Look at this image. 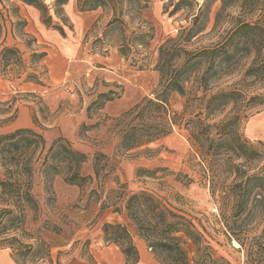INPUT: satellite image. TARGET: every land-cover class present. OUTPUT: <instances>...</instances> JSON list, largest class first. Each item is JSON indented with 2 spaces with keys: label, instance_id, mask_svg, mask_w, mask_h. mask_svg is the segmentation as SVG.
<instances>
[{
  "label": "rangeland",
  "instance_id": "1",
  "mask_svg": "<svg viewBox=\"0 0 264 264\" xmlns=\"http://www.w3.org/2000/svg\"><path fill=\"white\" fill-rule=\"evenodd\" d=\"M45 1L49 5L47 15L52 16V23L46 24L43 12L39 10V24L34 26L20 14L17 0L0 1V38L5 26L11 27L19 38L16 46L23 57V63L11 64L12 73L5 75L1 71L0 52V127L13 122L19 114V106L27 105L33 121L27 128L43 134L46 149L55 139L62 137L73 149L86 154L87 159L80 169L83 175H94L93 161L97 153H104L108 159L101 161L100 168L103 169L98 183L83 187L68 183L64 172L55 174L51 170L49 174L53 172L55 175L46 176L38 150L32 186L37 207L28 211L25 225L26 231L32 235L19 236L25 243L38 246L40 254L19 255L17 263L10 246L2 245L0 250L7 249L15 264H128V261L118 259L121 248L107 243L103 231L105 221H124L121 215L111 212L112 208L101 209L103 199L119 181L126 182L132 191L152 190L189 216L202 218L203 223L210 225L211 235L207 238L216 255L227 263L264 264V207L251 209L250 202L243 221L246 245L234 246L233 241L218 230L221 225L215 216L217 205L203 175L201 158L183 124L175 125L170 134L150 143L148 147L152 151L144 150L147 145L131 150L119 147L124 129L141 122L135 113L122 115L145 97L155 98L161 88V73L156 69L160 45L169 37H178L183 28L190 25V16L198 11L199 6L196 3L186 5L173 13L178 0H148V7L126 17L128 24L121 29L109 26L112 18L109 10H83L80 0H74L75 15L70 17L65 6H62L61 14H57L55 11L59 6L55 5V0ZM220 6L221 1L214 3L208 28L191 40L187 46L189 49L199 50L219 41L241 13L240 8L227 9L222 24L213 30ZM55 25L64 27L65 43L78 44L76 59L73 58L72 62L67 59L66 63L59 65L57 61L55 73L61 77L57 82L52 79L54 71L51 73L46 63L47 56L39 61L38 57L31 55L33 51L51 52L52 46L40 35L45 28L60 32ZM141 25L147 31L154 27V37L145 38L149 41L147 46L136 45V39L133 40L132 31ZM33 28L40 34L33 32ZM121 47H124L125 54L121 53ZM251 62L252 56L242 52L237 54L231 61L233 72H219L213 90L237 87L247 91L248 97L257 93L264 96L263 83L254 81L253 77H244ZM30 73L37 75V80L31 81L39 85L36 91L24 90L16 84L25 81ZM186 101L187 97L178 92L170 95L169 107L178 113L179 118L184 114ZM196 103L192 102L190 109H197ZM232 107H227L214 120L225 118ZM242 115L240 130L243 137L259 145L264 141V100L244 109ZM8 118L11 120L6 121ZM107 161L114 164L115 169L110 170ZM263 164L264 157L245 162V168L247 173H252ZM92 188L97 191L91 193ZM96 195L101 196L99 200ZM137 239L135 236V243Z\"/></svg>",
  "mask_w": 264,
  "mask_h": 264
},
{
  "label": "trees",
  "instance_id": "2",
  "mask_svg": "<svg viewBox=\"0 0 264 264\" xmlns=\"http://www.w3.org/2000/svg\"><path fill=\"white\" fill-rule=\"evenodd\" d=\"M21 1L41 10L46 24L52 23V16L47 15L49 5L45 0ZM216 1H221V6L216 13L213 30L222 24L223 13L227 9L240 8V15L219 41L199 50L189 49L187 46L191 40L208 28ZM66 2L55 0V5L59 6L55 11L57 14H61ZM194 3L199 7L191 14L190 25L184 27L178 37H169L160 45L156 69L161 73V88L157 96L145 97L122 115L135 113L141 122L124 129L119 147L131 150L147 145L144 150L152 151L148 147L150 143L170 134L175 125L183 124L201 158L203 175L210 184V192L217 205L215 216L221 225L218 230L228 240H237L244 247L245 211L250 202L251 209L264 207V164L258 170L247 173L245 162L263 159L264 141L255 145L243 137L241 119L244 109L263 103L264 96L257 93L248 97L247 91L237 87L214 91L212 86L219 72H233L231 61L241 52L252 56L244 77H253L254 81L264 84V0H203L202 3L178 0L172 12ZM79 4L83 10L103 8L111 11L109 26L123 29L128 24L126 17L141 13L149 3L148 0H80ZM55 26L65 34L62 25ZM132 34L136 45L147 46L149 41L145 38L154 37V27L147 31L141 25ZM120 51L125 54L124 47ZM31 55L41 61L47 52L33 51ZM18 63H23L20 48L4 45L1 49L2 73H12L10 65ZM35 78L37 80V75L30 73L25 81ZM191 81L193 85L189 88ZM173 92L187 97L184 114L180 118L169 107ZM194 101L197 102V109H190ZM230 105L233 107L229 115L219 121L214 120ZM45 149L43 134L32 128H18L0 134V246H10L17 263L19 255L40 254L38 246L25 243L19 236L32 235L26 231L25 225L28 211L37 207L32 190L36 152L40 150L39 157L43 160L46 176L64 172L68 183L83 187L98 183L103 169L100 168L101 161L108 159L104 153H97L93 161L94 175H83L81 164L87 156L73 149L68 140L59 137ZM106 166L110 170L115 169L109 161ZM51 170L55 174H49ZM117 183L118 186L110 189L107 198L103 199L101 209L112 208L111 212L121 215L124 221H105L104 240L119 246L129 263L139 261V249L134 241V237L138 236L146 241L162 264H229L216 255L207 238L211 235L210 225L203 223L202 218L189 216L152 190L132 191L126 182ZM96 191V188L91 189V193ZM96 197L99 200L101 196Z\"/></svg>",
  "mask_w": 264,
  "mask_h": 264
},
{
  "label": "crops",
  "instance_id": "3",
  "mask_svg": "<svg viewBox=\"0 0 264 264\" xmlns=\"http://www.w3.org/2000/svg\"><path fill=\"white\" fill-rule=\"evenodd\" d=\"M5 1V0H3ZM18 4L20 5V14L23 15L31 25L39 24V9L33 5H29L21 0H17ZM63 6H65V10L67 11V16H74V0H68ZM32 27V26H31ZM33 32L40 34L35 28L31 29ZM45 30V31H44ZM42 30L41 38L45 43L47 42L52 46L51 52L47 53L46 63L52 70L54 71L52 74V79L55 82L59 81L61 77L57 76L55 71L57 70V61L59 60V64H64L67 62V59L72 62L73 58L76 55L78 44L74 43H65V37L61 32L58 31H48L46 28ZM19 41L18 36L15 32H13L11 27H4L3 36L0 38V52L4 45H16ZM59 56L61 58H59ZM58 57V58H57ZM64 57H67L66 60ZM55 69V70H54ZM57 72V71H56ZM8 83L15 84V82L8 81ZM20 88L28 91H36L39 89V85L31 82V81H19L16 83ZM33 124L31 118L30 108L27 105L19 106V114L15 120L9 124L0 127V133L9 132L12 130H16L18 128H27L31 127ZM137 247L139 249V261L136 263H129L128 264H162L153 254L151 249L148 247L146 241L140 237L137 239ZM119 260H124L126 262V256L121 251L119 255ZM0 264H15L13 258L9 254L7 249L0 250Z\"/></svg>",
  "mask_w": 264,
  "mask_h": 264
},
{
  "label": "bare ground",
  "instance_id": "4",
  "mask_svg": "<svg viewBox=\"0 0 264 264\" xmlns=\"http://www.w3.org/2000/svg\"><path fill=\"white\" fill-rule=\"evenodd\" d=\"M233 244L236 247H240L241 246L240 243L237 240H233Z\"/></svg>",
  "mask_w": 264,
  "mask_h": 264
}]
</instances>
